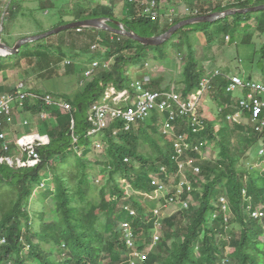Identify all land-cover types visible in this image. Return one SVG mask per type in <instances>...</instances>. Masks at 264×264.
<instances>
[{
    "label": "trees",
    "instance_id": "obj_1",
    "mask_svg": "<svg viewBox=\"0 0 264 264\" xmlns=\"http://www.w3.org/2000/svg\"><path fill=\"white\" fill-rule=\"evenodd\" d=\"M17 3L18 0H10L4 15L2 35L7 33L6 22L14 14ZM261 5H264V0H238L226 6L202 7L198 15L174 19L163 30H156L155 22L135 18L129 20L132 12L129 3V12L121 18L115 16L112 6L102 5L92 9L78 4L73 19L58 26L105 18L110 20L111 27H116V21L138 36L152 37V30L155 33L153 36H157L186 19ZM49 8L53 6L49 5ZM253 16H257L255 27L263 32L264 11L236 14L211 24L188 25L157 47L143 46L114 35L115 42H109L107 52L101 54L103 57L99 55L94 59H112V65L108 68L100 66L80 91L55 96L67 102L72 110L67 113L56 107L46 110L49 116L42 120L41 131L48 137L49 143L36 149L40 163L33 168L18 169L0 164V264H130L132 250L125 242L122 228L125 223L134 234V250L147 252L157 230V217L153 215V210L162 207L164 201L148 200L138 194L153 193L151 176L166 177L161 173L162 168L167 174L175 173L171 142L162 135L161 142L156 141L155 134L159 133V126L155 123L157 115L119 135H113L115 126L111 125L97 137L88 136L91 128L89 109L102 98L109 85L118 90L130 89L133 81L127 68L144 65L150 60L149 51L156 53L152 59L168 60L170 56H175L184 60L181 88L177 90L186 99L199 88L205 75L201 62L196 58L193 43L198 41V35L201 34L209 46L220 42V39L224 41L225 37L232 41L240 31L248 32ZM32 50L39 64L56 65L61 60L62 55H53L50 47L30 49L25 44L14 55L0 56V72L20 70L21 61L28 60L27 51ZM260 51L261 57H264V46ZM68 62L66 68L71 70ZM220 74L213 79L207 94L212 96L216 112L219 107L232 105V98L225 93L227 81L222 77L225 73ZM43 76L52 79L58 76V72L47 67ZM162 81V77L154 78L148 87L152 90H171L168 85L161 87ZM235 110L224 108L215 118L203 115L206 128L198 135H193L184 124H180L179 119L176 120L175 125H179L175 128L177 133H184L192 142L205 143L206 147L214 144L217 155L212 161H198L202 179L195 181V178H190L193 189L182 195V200L193 195L198 207L162 219L161 236L148 250L142 264H264V242L261 240L264 231L260 222L251 218L248 212V206L251 210L262 206L264 212V169L247 168L245 165L248 150L254 154L264 149V133H255L251 138L252 132L247 126L228 124L225 116ZM21 111L31 118H40L44 110L38 102L26 98ZM71 119L74 120L73 129L70 127ZM6 128L4 119L0 117V133ZM239 133L248 137L246 144L235 140ZM260 140L261 144L257 145ZM1 142L0 158L16 154V140L6 153L2 151ZM95 143L106 156L101 175L105 182L102 185H96L91 176L90 165L94 167L100 161L95 159L90 162L94 148L96 150ZM188 155L198 158L196 152ZM122 180L129 185L130 196L126 195ZM34 196L38 211L30 208ZM221 197L230 207L227 223L220 209ZM111 198H114L113 201ZM47 200H50L51 208L46 204ZM226 225L230 230L226 229Z\"/></svg>",
    "mask_w": 264,
    "mask_h": 264
},
{
    "label": "rangeland",
    "instance_id": "obj_2",
    "mask_svg": "<svg viewBox=\"0 0 264 264\" xmlns=\"http://www.w3.org/2000/svg\"><path fill=\"white\" fill-rule=\"evenodd\" d=\"M231 1L237 2L238 0ZM166 2L167 0L160 6L161 17L157 19L159 22L156 20L157 22L155 21L154 23V29L156 30L161 29L162 26L163 29L166 28L171 19L178 20L184 17H189V15H191L193 11H201L202 7L209 8L213 6H222L221 0H168V3ZM9 3L10 0H0V19L4 12L6 14L5 9L7 10ZM127 3L128 0H18L14 14L11 16V19L6 22L7 33L5 32V35H2L1 32V39H3V43H6L8 46L12 47L21 38L38 36L52 31L58 28V25L61 22H67L73 19L72 15L76 11L78 4L92 9L96 6L102 5L112 6L115 16L117 18H121L122 12L126 8H128ZM49 5H52L53 8H49ZM131 6L132 13L129 14V20L136 18L134 14L135 6ZM124 12H126L125 14H127L129 10L127 11L126 9V11ZM256 17L257 16L252 17L248 32L240 31L236 34V37L232 41L229 37H225L224 41L220 39V42L209 46L206 45V41L203 36L201 34L198 35V41L193 42L196 52V58L203 65L208 66V70L214 69L215 72H220V70L228 69L232 74H239L245 70V73L247 72L248 75H252V79L257 80V77H255V75L257 74L255 73L264 71V57H261L262 53L260 51V49L264 46V31L261 32L255 27ZM150 34H152L151 36L155 35L153 30ZM114 35L115 34L113 33L102 30H84V32L80 34L76 33L73 30H67L55 35L48 36L40 41L28 44L29 48L31 49L37 46H46L48 48H52V50L54 51L52 52L53 55H62L61 60L58 64H49L50 58L48 59V66L44 63L39 64L36 53L33 52V50L31 52L27 51L29 55L28 60L24 59L23 61H21L20 70L16 69L2 71L0 72V76L4 74L6 76L9 75L8 79H11V81H13L12 83H23L27 90L29 89V91L33 93L35 92L42 94L48 91L57 93L58 91H60V96L72 95L74 92L80 91L87 83L82 75L84 70L87 69L90 64H92L91 62L94 61L95 57L99 55L100 57H103V55L101 56V54L107 52L109 48V42H115L116 36ZM120 41L122 42V39ZM93 44L96 45V51L94 53L91 52L90 48ZM148 54L150 60L146 61L144 65L137 64L134 69L130 65V67L127 68L130 80H138L143 75H149L152 79L162 77L163 81L161 82V87H165L168 85L172 90H180V81L182 79V65L184 60L180 57L175 56H170L168 60L155 58H153L155 59L153 60L152 56L156 53L149 51ZM65 60L70 61V67H72L71 70L66 68L67 64L65 63ZM4 61L6 62L7 59H4ZM100 61L97 59V62H100L101 66H103V64H109L110 66L113 63L111 59L105 58H100ZM47 67L55 69L58 72V76L52 79L43 76L45 72H47ZM248 69L252 73L250 71H246ZM244 76L242 77L244 78ZM38 86L41 90H48L45 92L38 91ZM53 96L55 97L57 95ZM233 97H241L240 92H235ZM215 106L216 105H214L212 101V96H207V98L204 99L203 105L201 107L202 115L206 114V118H215L217 114ZM14 110V114L13 111L11 113V124H6L8 130H10L9 134L12 137L15 136V132L17 133L19 128L14 131L13 129H11V126L15 128V123H21V125L23 126L22 122L26 121L23 119L24 117H26L25 119H28V121L31 119V117L28 114L23 113L21 109H19V112H17L18 108ZM42 120L43 119L37 116L34 119V125L33 123L31 124V121L30 123H28L29 125L27 126V128L23 127V131L29 133L31 132L30 129L34 127L37 128V130H35L36 132L42 133ZM158 130L159 133L156 132L155 138L156 141L160 143V126ZM3 132L7 137L9 136L8 132H6L5 130ZM250 136L251 138H253L254 133H250ZM11 139L15 141V137ZM18 139L19 138H17L16 141ZM235 140L241 144H246L248 137H244L239 133L236 135ZM260 144L261 140L257 145ZM206 149H208L209 152L201 149L204 158L202 160H204L205 162L215 160L217 150L215 149L214 144H211V146H208ZM91 156L92 157H90V162L92 163L95 159L100 160L99 163H97L96 165L94 164V167H91L90 165L91 176L95 179L94 182L96 185H102L105 182V179L102 178L101 175L103 163L106 161V156L102 152V149L99 150L98 148H96V150L94 148ZM245 156L247 157L246 161L244 160L246 164L245 162L243 163L247 168L253 166V168H259L262 170L264 169V154L261 153V150H259L258 153L254 154L251 152V150H248ZM201 179V175H199V180ZM177 183L178 178H176L174 175H171L166 183V186L170 191H172L175 189ZM121 184H123V180L121 181ZM128 193L129 195H131V190H128ZM113 199L114 198H111L112 201ZM183 202H185L187 208H184L182 206ZM47 203L51 208L50 200H47L46 204ZM197 207L198 202H196V198L193 195L186 196L185 200H179L178 198L174 197V201L172 203L167 204L165 207L158 208L159 214L156 216L157 230L153 234V236H161L160 229L162 227V219L181 214L182 210L186 211L190 210L191 208L196 209ZM30 208L32 211H38L39 209L38 202L35 196L33 197V202ZM227 214V217L229 218L230 214ZM228 218L227 220H229ZM226 229L230 230V227H227L226 225ZM261 240L264 242V236L261 237ZM152 248L153 246L150 243L147 249V253Z\"/></svg>",
    "mask_w": 264,
    "mask_h": 264
},
{
    "label": "built area",
    "instance_id": "obj_3",
    "mask_svg": "<svg viewBox=\"0 0 264 264\" xmlns=\"http://www.w3.org/2000/svg\"><path fill=\"white\" fill-rule=\"evenodd\" d=\"M162 1L163 0H128V3L135 6V19L155 22L161 17L160 6ZM221 1L222 6L236 3L231 0ZM196 15H198V11H193L189 16ZM172 21L171 19L169 23ZM75 32L80 34L84 32V29H75ZM90 48L92 53L96 51L95 44ZM65 63L69 64L68 61H65ZM91 63L92 64H90L82 74L87 83L94 74L98 72L101 66L100 62H97V60ZM103 67L108 68L109 64H103ZM220 75L219 71H214L208 76L203 77L200 81L199 88L193 91L186 99H184L178 91L150 89L148 86L151 84L152 78L149 75H143L141 79L134 80L130 84V89L118 90L114 86L109 85L104 91L102 98L89 109L88 118L91 128L88 132V136L97 137L99 133L108 129L111 125L115 126L113 135H119L130 131L133 126L147 121L153 115H157L156 119L159 118L160 121L161 135L171 142V159L176 170L174 174H167L165 168H162L161 173L165 174L166 177L161 178L159 175L151 176V186L154 187L153 193L150 195H138H142L144 198L152 201H159L162 199L164 201L162 207L172 203L174 197L182 200V195L190 193L193 189L190 178H195V181L196 179L199 180L201 170L197 162L204 161L202 160L204 159L202 150L208 152L209 150L206 149L205 143L192 142L184 133H177L174 125L177 119L181 122H185L187 125L186 127L193 135H198L205 130L206 125L201 107L211 89L213 79ZM222 77L227 81L225 93L233 99L231 106L226 104L223 107H219L217 113H221L222 109L227 107L236 109L233 113H229L225 116V121L228 124H243L250 128L251 132L254 134L264 133V81L249 80L235 75H223ZM235 92H240L241 97L234 98L233 95ZM26 98H31L42 106L44 111L41 112L40 118L43 120L48 118L49 112L46 110L50 108L56 107L63 113L72 110L67 102L55 98L52 94L32 93L27 90L23 83H18L11 92L0 94V117L4 119L5 124H11V113L13 109H21ZM22 124L23 126H27L28 122L24 121ZM73 126L74 120L71 119V129H73ZM0 141H2V151L4 153L8 152L10 149V142L7 141V136L4 132L0 133ZM74 142H76V138H74ZM16 143V154L11 157L2 156L0 158V164H6L16 169L33 168L40 163V158L36 149L47 145L49 139L46 135L26 133L19 137ZM95 147L99 148V144L95 143ZM191 152H196L198 158L189 156L188 154ZM261 153L264 154L263 148L261 149ZM171 175L178 178V183L172 191L166 186ZM123 184L126 195L130 196L128 193V190H130L129 185H127L125 181H123ZM219 202L220 209L224 213V221L227 222V213L230 212L229 204L224 197H221ZM182 206L187 208L185 202L182 203ZM248 212L251 218L260 222L261 229L264 231L263 207L260 206L251 210L250 206H248ZM130 214L133 215L134 212L131 210ZM158 214L159 209H154L153 215L157 216ZM122 228L125 233L124 238L127 248L132 250V252H130V264L144 263L147 252L140 253L135 251V237L131 228L127 223L122 224ZM158 239V235L152 237V246L157 243Z\"/></svg>",
    "mask_w": 264,
    "mask_h": 264
},
{
    "label": "water",
    "instance_id": "obj_4",
    "mask_svg": "<svg viewBox=\"0 0 264 264\" xmlns=\"http://www.w3.org/2000/svg\"><path fill=\"white\" fill-rule=\"evenodd\" d=\"M262 11H264V5L252 7V8H246V9H232L222 13H211L204 16H198L183 20L177 23L176 25L170 27L165 33L152 37H141L132 31H127L120 22L115 21L114 24L116 27L114 28L109 25L110 23L109 19L95 18L91 20L71 22L69 24L59 26L58 28L52 31H49L45 34H41L38 36L21 38L12 47L3 43L1 39L2 25L4 22V15H5L4 12V14L0 19V56L5 58L14 55L18 53L20 48L25 44L34 43L48 36L55 35L63 31H67V30L71 31L75 29H95V30L107 31L115 34L116 36L128 38L132 41L138 42L143 46L157 47L166 43L176 31L188 25L207 24V23L211 24L220 21L228 16H234L236 14H240V15H245L249 13L254 14V13H260Z\"/></svg>",
    "mask_w": 264,
    "mask_h": 264
},
{
    "label": "crops",
    "instance_id": "obj_5",
    "mask_svg": "<svg viewBox=\"0 0 264 264\" xmlns=\"http://www.w3.org/2000/svg\"><path fill=\"white\" fill-rule=\"evenodd\" d=\"M166 0H163L162 1V3L163 2H165ZM166 3H168V0H167V2ZM127 9V8H126ZM126 9L124 10V11H126ZM122 12V16H126V12ZM132 13V12H131ZM160 13H161V11H160ZM158 21V20H157ZM156 21V22H157ZM159 22V21H158ZM163 27V26H162ZM161 27V29H159V30H162L163 28ZM112 60V59H111ZM202 64V63H201ZM202 66H203V68H204V71H205V75H204V77L205 76H208L210 73H212V72H214V69H209L208 70V66H206V65H203L202 64ZM211 68V67H210ZM223 72V73H225V75H235V76H244V78L245 79H247V78H249V79H252L251 77H252V75H248L247 74V72L245 73V70L244 71H242L241 73H239V74H232V73H230L229 72V70L228 69H225V70H220V72ZM246 71H250L249 69L248 70H246ZM251 72V71H250ZM252 73V72H251ZM135 74V73H134ZM242 74H244V75H242ZM247 74V75H246ZM255 74H257V75H255V77H257V80L256 81H264V71H261V72H257V73H255ZM254 75V74H253ZM9 78V75H1L0 76V90H1V92L2 93H0V94H4V93H7V92H10L11 90H13L14 88H15V86L17 85V84H15V83H12L13 81H11V79H8ZM141 79V78H140ZM252 80H254V79H252ZM8 82V83H7ZM10 82V83H9ZM13 84V85H12ZM38 85H40V84H38ZM170 87V86H169ZM171 88V87H170ZM37 90L38 91H43V92H45V91H47V90H41L40 88H39V86H38V88H37ZM172 90V89H171ZM28 91H29V89H28ZM166 91V90H165ZM168 91H170V90H168ZM175 91V90H174ZM31 92V91H30ZM48 92H50V91H48ZM48 92H45V93H48ZM33 93V92H32ZM52 95H60V91H58L57 93H52V92H50ZM40 94V93H39ZM206 98H207V96H206ZM233 99V98H232ZM15 107H16V105H15ZM14 109H17V108H14ZM13 109V114H14V112H15V110ZM20 110H19V108H18V111L17 112H19ZM15 116V115H14ZM37 117V116H36ZM36 117H34V118H31L29 121H28V119H25L26 117H24L23 119L24 120H26L28 123H30L31 121V124L33 123V125H34V119L36 118ZM14 123V122H13ZM157 126H160V124H159V118L157 119ZM180 124H184V126L186 127L187 125L185 124V122H181L180 121ZM13 125V124H12ZM29 125V124H28ZM27 125V126H28ZM231 125V124H230ZM14 126H15V128L13 127V126H11L12 128L11 129H13L14 131L16 130V129H18V131H17V133L15 132V140L17 139V138H19V137H21V136H23L24 134H26V133H28V132H26V131H23V127H26L27 128V126H22L21 125V123H19V124H17V123H15L14 124ZM179 126V125H178ZM177 125H174V128H176V127H178ZM187 128V127H186ZM188 129V128H187ZM13 130H11V131H13ZM31 130V132H29V133H38L39 134V132H36L35 130H37V128H31L30 129ZM5 131L6 132H8V137H7V139H8V141L10 142V145L12 144V142H13V139H11V138H14V137H12L9 133H10V130H8V128H6L5 129ZM28 133V134H29ZM40 135H45V134H43V133H40Z\"/></svg>",
    "mask_w": 264,
    "mask_h": 264
}]
</instances>
